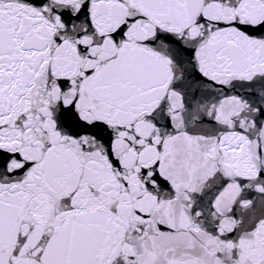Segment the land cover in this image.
<instances>
[{"label": "snow or ice", "instance_id": "snow-or-ice-1", "mask_svg": "<svg viewBox=\"0 0 264 264\" xmlns=\"http://www.w3.org/2000/svg\"><path fill=\"white\" fill-rule=\"evenodd\" d=\"M0 264H264V0H0Z\"/></svg>", "mask_w": 264, "mask_h": 264}]
</instances>
